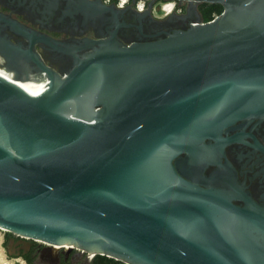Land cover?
Returning <instances> with one entry per match:
<instances>
[{"label":"water","instance_id":"1","mask_svg":"<svg viewBox=\"0 0 264 264\" xmlns=\"http://www.w3.org/2000/svg\"><path fill=\"white\" fill-rule=\"evenodd\" d=\"M64 1L58 22L100 20L95 38L58 40L0 13L1 32L29 42L1 36L0 67L47 82L0 76V228L126 264H264V205L226 156L264 120V0H164L187 9L149 32L158 0L141 12L132 0L133 25L115 2ZM203 3L224 11L206 22ZM37 44L69 57V70ZM32 64L43 78L26 73Z\"/></svg>","mask_w":264,"mask_h":264},{"label":"flooded vegetation","instance_id":"2","mask_svg":"<svg viewBox=\"0 0 264 264\" xmlns=\"http://www.w3.org/2000/svg\"><path fill=\"white\" fill-rule=\"evenodd\" d=\"M50 1L51 0H0V13L7 15L13 20L19 21L31 30L62 41L90 37L95 38L96 33L103 28V23L100 20L86 24L79 18L78 20L73 21L66 20L65 22H58V18L62 15L67 3L64 0L60 3V7L53 17L48 19L43 18L42 10L45 8V3ZM138 1L139 0H137V2ZM137 2L133 5L131 0L128 5L122 7L125 11L122 13L121 22L132 25L139 24L136 20L135 12L131 8H128L129 5H133L136 10L140 11L137 7ZM159 3L160 2L158 1L156 2V4ZM145 10L146 9L143 11ZM168 16L163 17V14L158 15V12L153 10V17L155 20H145L143 22L144 31L149 32L153 26L156 25V27H159L163 25V21L166 20ZM135 29V27L122 28L121 37L123 40L132 37L135 38ZM1 30L0 27V37L6 34L15 44L23 43L26 47L29 45L28 40L15 33L11 27H6L2 32ZM36 51L40 54L47 65L51 66L59 73L69 70L72 65V61L69 57H64L45 46L37 44ZM0 60L1 62H4L1 55ZM33 65L34 64L30 65L28 72L26 73L33 79L43 78L41 73L37 71ZM240 132L243 134L239 141L229 144L226 148L227 160L235 169L239 181L238 183L244 185L251 196L257 202L264 205V120L261 122L256 120L246 126L245 130H239V133ZM236 133L237 132L234 131L229 135H234ZM217 168V165L210 166L207 169L206 174L209 175ZM235 203L242 204L241 201H236ZM34 247L36 250L34 252L35 259L33 264H90L94 258L90 257L88 252L81 249L72 248V250H70V246L61 245L56 247L43 242H35L29 251Z\"/></svg>","mask_w":264,"mask_h":264},{"label":"rangeland","instance_id":"3","mask_svg":"<svg viewBox=\"0 0 264 264\" xmlns=\"http://www.w3.org/2000/svg\"><path fill=\"white\" fill-rule=\"evenodd\" d=\"M162 14L163 12L158 13ZM8 234V231L0 228V264H29L23 254L27 253L35 242L41 241H33L13 233Z\"/></svg>","mask_w":264,"mask_h":264},{"label":"trees","instance_id":"4","mask_svg":"<svg viewBox=\"0 0 264 264\" xmlns=\"http://www.w3.org/2000/svg\"><path fill=\"white\" fill-rule=\"evenodd\" d=\"M158 2H165L164 0H158ZM179 7H181L183 9V11L185 12L187 9V6L185 4L181 5L178 4ZM199 10L202 14V17L204 19V21L208 22V21H212L214 20L217 16H219L220 14L223 13L224 11V7L221 4H209V3H203L199 6ZM8 235H11L10 233ZM35 247L27 252L23 254L24 259L29 263V264H33L34 259H35ZM90 264H126L120 260H116L114 258H110L108 256H104V255H96Z\"/></svg>","mask_w":264,"mask_h":264},{"label":"built area","instance_id":"5","mask_svg":"<svg viewBox=\"0 0 264 264\" xmlns=\"http://www.w3.org/2000/svg\"><path fill=\"white\" fill-rule=\"evenodd\" d=\"M131 0H123V5L126 6L130 3ZM150 0H139L137 2V7L140 9L141 7L144 9L147 8L148 3ZM105 3L110 4L115 2L117 4V6L119 7V5L122 3V0H104ZM178 2L177 1H173V2H160L159 4H155L154 6V11L156 12H163V17H167L168 15H170L173 12H176L178 14L183 13V9L181 7L178 6ZM123 6V7H124ZM181 6V5H180Z\"/></svg>","mask_w":264,"mask_h":264},{"label":"bare ground","instance_id":"6","mask_svg":"<svg viewBox=\"0 0 264 264\" xmlns=\"http://www.w3.org/2000/svg\"><path fill=\"white\" fill-rule=\"evenodd\" d=\"M0 76L5 78L6 80L20 86L23 89H29V88H41L43 87L47 82L46 81H42V82H38V81H33V80H19V79H15L14 77H12L7 70L0 68ZM56 247H59L57 244L53 245ZM65 246V245H62ZM66 246H70V245H66ZM71 247V246H70ZM90 257L93 258V255Z\"/></svg>","mask_w":264,"mask_h":264},{"label":"clouds","instance_id":"7","mask_svg":"<svg viewBox=\"0 0 264 264\" xmlns=\"http://www.w3.org/2000/svg\"><path fill=\"white\" fill-rule=\"evenodd\" d=\"M123 6H124V5H123V0H122V3L119 5V7L122 8ZM140 11H143V8H142V7L140 8Z\"/></svg>","mask_w":264,"mask_h":264}]
</instances>
